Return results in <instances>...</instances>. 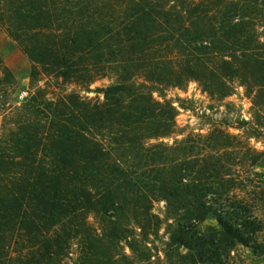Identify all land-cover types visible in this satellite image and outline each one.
I'll use <instances>...</instances> for the list:
<instances>
[{
	"label": "trees",
	"instance_id": "16d2710c",
	"mask_svg": "<svg viewBox=\"0 0 264 264\" xmlns=\"http://www.w3.org/2000/svg\"><path fill=\"white\" fill-rule=\"evenodd\" d=\"M263 26L264 0H0L31 87L19 103L0 56V264L263 253L264 178L250 169L264 152L222 127L165 141L179 131L165 91L191 81L217 99L242 86L244 124L262 134Z\"/></svg>",
	"mask_w": 264,
	"mask_h": 264
},
{
	"label": "rangeland",
	"instance_id": "374dc122",
	"mask_svg": "<svg viewBox=\"0 0 264 264\" xmlns=\"http://www.w3.org/2000/svg\"><path fill=\"white\" fill-rule=\"evenodd\" d=\"M261 30L262 37H264V26ZM0 56L17 76L19 86L14 95L20 103L31 91L28 79L30 63L16 44L2 30H0ZM107 83V79L100 80L92 88L96 86L102 87ZM234 85L233 92L223 99L210 97L194 81L189 82L183 88H167L165 91L167 97L173 100L177 106L176 121L179 131L175 135L166 138L165 141L173 143L175 140L182 139L188 133H206L214 127H222L232 133L247 137L253 147L264 152V127L262 134L256 136L247 130L248 125L244 124V122L253 121V106L245 93V89L237 83ZM23 91H26V94L24 97H21ZM87 94L90 97L97 95L95 92H89ZM2 119L0 116V129L4 126ZM5 121L7 122V120ZM250 170L259 172L264 178V156L263 161L251 167ZM249 175L251 177H257L251 171H249ZM153 211L163 215L165 212L164 202H155ZM262 213L264 214V210ZM204 224V226L215 225L216 221L209 219ZM160 232L166 238L163 227ZM260 236L261 242L264 243V228ZM156 243L161 245L160 242ZM183 250L185 251V249ZM163 261L157 264H167ZM188 264H196V262L190 261ZM223 264H264V251L263 253H255L252 248L239 244Z\"/></svg>",
	"mask_w": 264,
	"mask_h": 264
},
{
	"label": "built area",
	"instance_id": "2783aa9c",
	"mask_svg": "<svg viewBox=\"0 0 264 264\" xmlns=\"http://www.w3.org/2000/svg\"><path fill=\"white\" fill-rule=\"evenodd\" d=\"M25 94H26V91H23L21 94V97H24Z\"/></svg>",
	"mask_w": 264,
	"mask_h": 264
}]
</instances>
